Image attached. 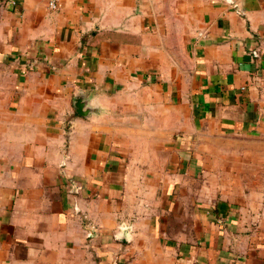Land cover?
Returning a JSON list of instances; mask_svg holds the SVG:
<instances>
[{
	"label": "crops",
	"instance_id": "0c3cea01",
	"mask_svg": "<svg viewBox=\"0 0 264 264\" xmlns=\"http://www.w3.org/2000/svg\"><path fill=\"white\" fill-rule=\"evenodd\" d=\"M48 1L0 0V264H264V0Z\"/></svg>",
	"mask_w": 264,
	"mask_h": 264
},
{
	"label": "rangeland",
	"instance_id": "374dc122",
	"mask_svg": "<svg viewBox=\"0 0 264 264\" xmlns=\"http://www.w3.org/2000/svg\"><path fill=\"white\" fill-rule=\"evenodd\" d=\"M189 149L192 152L194 151L193 146H190ZM232 172L233 170L226 169L224 165L223 169L219 170L217 181L214 183L210 180L208 168L189 172L190 178L186 180L185 184L177 185L174 189L176 198L180 197V199L175 203L174 212L175 210L176 212L174 216H171L168 220L172 229L174 231L178 230V208H182V211H184L187 229L193 228V216L200 207V204L208 207L212 206L216 204L226 192L234 191Z\"/></svg>",
	"mask_w": 264,
	"mask_h": 264
},
{
	"label": "water",
	"instance_id": "95a60500",
	"mask_svg": "<svg viewBox=\"0 0 264 264\" xmlns=\"http://www.w3.org/2000/svg\"><path fill=\"white\" fill-rule=\"evenodd\" d=\"M90 101L91 99L86 93L80 92L77 94L74 99L76 112L81 116H88L91 113H96L97 108L92 106Z\"/></svg>",
	"mask_w": 264,
	"mask_h": 264
},
{
	"label": "built area",
	"instance_id": "2783aa9c",
	"mask_svg": "<svg viewBox=\"0 0 264 264\" xmlns=\"http://www.w3.org/2000/svg\"><path fill=\"white\" fill-rule=\"evenodd\" d=\"M60 1H61V0H49V1H48V8H49L50 10H57ZM85 219L88 220V217L85 216ZM90 228H91V231H93V232H96V231L98 230V229H97V226H95V225H91Z\"/></svg>",
	"mask_w": 264,
	"mask_h": 264
}]
</instances>
